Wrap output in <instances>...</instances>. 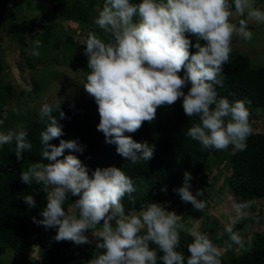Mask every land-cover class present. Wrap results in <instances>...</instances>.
<instances>
[{
	"label": "clouds",
	"instance_id": "9594fccd",
	"mask_svg": "<svg viewBox=\"0 0 264 264\" xmlns=\"http://www.w3.org/2000/svg\"><path fill=\"white\" fill-rule=\"evenodd\" d=\"M233 5L239 16L246 15L238 24L230 22ZM249 21L264 23V11L254 7V0H104L94 23L106 39L89 32L81 44L86 45L89 69L83 87L98 105L97 130L104 134L106 143L115 144L117 153L134 164L149 161L153 146L125 133H134L143 122L154 121L158 107L182 98L185 114L200 120L188 128V137L205 148L224 150L231 145L237 151L245 150L252 132L245 103L218 99L214 85L222 87L218 77L229 62L233 36L251 40ZM186 34L196 38L194 45ZM40 47L41 41L35 40L29 54L38 57ZM190 47L196 51L190 52ZM40 122L45 124L40 133L44 145L41 161L20 174L28 186L33 181L42 184L46 194L42 219L33 217L34 223L57 229V241L69 240L77 245L89 243L85 233L101 225L93 234L97 238L95 248L102 251L88 264H157L158 258L163 264H221L222 253L209 235L186 227L180 216L167 211L163 204L142 203L138 212L125 214L121 201L125 194L131 199V178L114 166L97 167L89 176L78 157L63 155L65 149L83 150L75 140L50 144L63 133L47 103L40 109ZM27 137L20 125L18 130L0 131V145L14 142L20 160L23 152L32 148ZM190 181L191 174L185 172L183 185L176 191L182 201L202 211L205 203L198 197L204 191L197 190L194 195ZM68 193L79 198L65 211ZM23 199L29 207H36L33 195ZM235 207L237 218L243 219L245 205ZM236 223L231 220L225 227L229 248L232 244L244 245L240 233L233 230ZM181 232L192 237L186 261L177 250ZM152 244L162 255L158 257ZM39 249L35 245L30 248L34 257Z\"/></svg>",
	"mask_w": 264,
	"mask_h": 264
},
{
	"label": "trees",
	"instance_id": "16d2710c",
	"mask_svg": "<svg viewBox=\"0 0 264 264\" xmlns=\"http://www.w3.org/2000/svg\"><path fill=\"white\" fill-rule=\"evenodd\" d=\"M26 2L47 5L52 10L54 19L76 24L81 33L76 39L73 35H66L64 40L54 39L55 22L52 21L43 25V31L36 34L30 43L27 35L35 21L27 18L17 21V11H14ZM132 2L138 3L139 0ZM103 4L104 0H0V28L7 30L10 39L18 44L25 62L32 69L50 58L54 64H58L61 58H67L89 71L88 59L84 54L86 45L81 43L89 32H94L102 40L106 39L103 31L94 23V18ZM231 10H235L234 5ZM238 21L239 19L236 21L230 19L232 23L238 24ZM186 35H189L194 45L196 38L190 34ZM35 40L42 43L38 57L29 54ZM52 47L65 50L64 55L58 58L56 54H51ZM195 51L194 47H190V52ZM261 51V54H264V49ZM3 69L4 64L0 56V73ZM218 79L222 80V87L214 85L218 99L227 98L230 103L243 101L249 112L248 120L252 129L246 139L245 150L237 151L231 145L223 150L225 163L227 160L230 162V172L225 175L223 185L237 205L243 204L251 208V212L234 225L233 230L242 235L252 230L253 226L264 223V209L260 207L256 212L257 204L264 200V120L260 127L253 128L261 119L258 118V114L264 113V63L255 65L249 56L231 46L229 62L223 66ZM188 87L184 88L185 93ZM10 88L6 83L0 85L2 90ZM39 90L40 85L36 83L32 91L21 93L31 97L32 92ZM27 100V98L24 100L25 108L14 113L8 112L5 117L0 107V121H3L0 128L2 125H12L15 121L27 131V138L32 144L31 150H25L20 160H17L14 142L0 146V242L22 259L30 255L32 246H39V252L31 264H88L90 259L102 251L95 248L97 241L95 236L89 243L82 245L69 240L57 241L55 239L57 229H45L44 226L33 222V217L37 220L42 219L41 211L46 205V194L43 192L42 184L33 181L31 186H28L21 181L20 174L31 164L41 161L44 145L40 133L45 130V124L40 122L42 105L38 109L33 108ZM3 103L4 95L0 96V105ZM49 106L63 133L60 138L49 141L50 144L58 146L61 139L75 140L83 150L65 149L63 155L72 154L78 157L86 166L89 176L97 167L114 166L131 178L134 185L131 199L125 194L121 201L125 214L138 212L142 203L157 202L165 207L177 203L176 190L183 185L185 172L191 174V184L197 176L206 172L216 154V149L205 148L187 136L188 128L200 123V120L199 117H188L185 114L182 98L170 106L158 107L154 121H145L136 132L125 133L137 142H147L149 147L153 146L154 149L153 157L149 161H139L135 164L119 155L116 145L106 143L104 134L97 130L100 116L98 105L92 96L80 95L68 102ZM61 112L64 113L62 118ZM62 158L63 156L60 157ZM26 195H33L36 207H29L24 202L23 197ZM74 201L75 196L68 193L65 211H68ZM180 218L183 222L186 216L182 215ZM207 221L201 229L207 234H212L214 245L223 249L221 264H264V231L256 233L252 240L244 241L243 247L232 244L229 248L228 244H231V241L228 233L221 232L217 221L210 215H207ZM100 227L102 226H96ZM95 230H89L85 235L89 238ZM220 233L223 235L217 239ZM191 240L192 237L186 232L180 233L177 250L185 256V261L189 255L187 246ZM150 247L157 250L158 257L162 255L156 245L152 244ZM157 264H163V261L158 258Z\"/></svg>",
	"mask_w": 264,
	"mask_h": 264
},
{
	"label": "rangeland",
	"instance_id": "374dc122",
	"mask_svg": "<svg viewBox=\"0 0 264 264\" xmlns=\"http://www.w3.org/2000/svg\"><path fill=\"white\" fill-rule=\"evenodd\" d=\"M38 3L31 2L28 4L26 2L20 8L14 10L17 11V21L21 18L35 21L34 26L27 35L30 43L34 40L36 34L43 31L42 26L52 21L55 22L54 39L64 40L66 35H73L76 39L79 36L81 29L77 28L76 24L54 19L52 10L47 5ZM254 7L264 11V0H254ZM241 18H246V15L245 17H241L235 10L232 11L231 20L236 21ZM248 26L250 27L248 30L253 33L251 40H245L242 37L234 35L231 46L249 56L255 65L264 63V54H261V50L264 49V23L249 21ZM64 53L65 50L63 49L51 48V54H56L58 58L62 57ZM0 56L4 64V69L0 73V85L6 83L11 87L9 90L0 89V93L4 95L5 100V103L0 105L3 117L8 112L14 113L25 108V98L28 99L27 101L30 102L33 108L38 109L40 105L43 106L45 103L48 105L64 103L76 96H90L83 87V82L88 72L83 66L67 58H61L58 64H54L50 58L46 62L38 63L35 69H32L25 62L18 44L12 41L7 30L2 28H0ZM179 74L183 76L184 72L181 71ZM36 83H39L40 90L32 92L31 97L21 93V91H32ZM258 118L261 119L254 124V129L260 127L262 120H264V113H259ZM8 130H18V123L16 124L13 121L12 125H2L0 128V131L3 132H7ZM223 154V150H216L212 164L208 166L206 172L197 176L191 183L190 190L194 195L197 190H203L204 194L207 195L198 197V199H202L205 203L202 211H197L191 203L182 201L179 194L177 203L165 207L167 211H174L180 217L185 215L186 219L182 223L189 229L206 233L201 229V226L208 222L207 215H210L217 221L221 232H226L225 227L231 220H239L235 207L237 204L234 202L228 189L223 185L225 175L230 172V162L227 160V163H225ZM219 164L220 166H218ZM208 185H211V187H208ZM78 198L75 196V200ZM260 203L262 205L257 204L256 212L259 211L260 207L264 209V200H261ZM242 211L246 213L244 216L246 217L251 212V208L245 206ZM262 224L264 225L263 222ZM262 224H257L253 226L252 230L242 234L243 240H252L256 236V233L263 232L264 226ZM100 228H96L95 231H98ZM94 232L89 236V240L94 238ZM208 235L213 241V235L210 233ZM217 247L223 254V249L219 246ZM29 254L27 258L22 259L0 242V264H31L34 258L32 255L34 251L29 252Z\"/></svg>",
	"mask_w": 264,
	"mask_h": 264
},
{
	"label": "water",
	"instance_id": "95a60500",
	"mask_svg": "<svg viewBox=\"0 0 264 264\" xmlns=\"http://www.w3.org/2000/svg\"><path fill=\"white\" fill-rule=\"evenodd\" d=\"M112 223L114 224V221H112ZM101 224H102V221H101Z\"/></svg>",
	"mask_w": 264,
	"mask_h": 264
}]
</instances>
